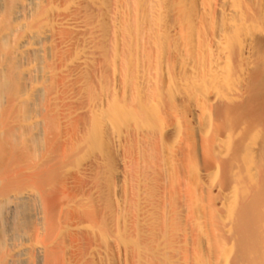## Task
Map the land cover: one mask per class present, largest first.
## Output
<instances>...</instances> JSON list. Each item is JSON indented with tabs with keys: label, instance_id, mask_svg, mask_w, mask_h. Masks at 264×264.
I'll return each mask as SVG.
<instances>
[{
	"label": "bare ground",
	"instance_id": "bare-ground-1",
	"mask_svg": "<svg viewBox=\"0 0 264 264\" xmlns=\"http://www.w3.org/2000/svg\"><path fill=\"white\" fill-rule=\"evenodd\" d=\"M0 264H264V0H0Z\"/></svg>",
	"mask_w": 264,
	"mask_h": 264
}]
</instances>
